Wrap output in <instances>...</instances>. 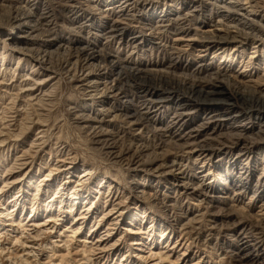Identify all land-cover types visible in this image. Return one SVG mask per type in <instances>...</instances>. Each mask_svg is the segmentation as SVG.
<instances>
[{
	"label": "rangeland",
	"instance_id": "374dc122",
	"mask_svg": "<svg viewBox=\"0 0 264 264\" xmlns=\"http://www.w3.org/2000/svg\"><path fill=\"white\" fill-rule=\"evenodd\" d=\"M33 1L35 0H18L16 2L23 6V4L31 5ZM38 1L40 3L35 13L38 16L47 14L49 17L43 19L45 22L39 21L43 27L41 34L26 44L40 51L45 49L50 51L48 61L50 68L53 67L51 68L52 78L46 79L47 73L40 68L33 72L35 62L29 56L14 54L8 49L3 50L2 43H0V79H4V84L0 85V192H2L0 208L2 203L7 205L6 202H11L12 199L17 198L18 206L14 212L17 221L23 220L25 223L27 220L36 219L33 216L30 217L33 207H35L33 214H38L37 219L45 220L46 217L49 218V214L56 215L58 203L53 206L54 212L50 213L45 211L46 204L49 203L50 206L49 201L58 194L60 189L58 186L67 176V174L64 175L65 167L73 165L75 168L71 169L72 173L68 174L69 180H72L71 184L63 185L69 186V189L70 186H76L75 180L82 173V170L91 171L90 179L87 180L86 185L77 187L79 197L75 207L79 206V202L84 200L83 197L89 194L88 202L95 201L90 217L88 216L86 220L74 221L73 228L78 230L77 236L75 238L69 237V240H72L69 242V247L73 254L74 251L82 252L84 239H88L87 245L89 246L97 238L104 237L107 238L105 251L99 254L100 257L94 256L93 263L154 264L160 262L159 264H170L180 258L179 261L183 264H264V174H262L264 162H262L261 157L264 155V137H249L253 132H256L257 128L244 131V137H234L230 134L235 133L237 127H225L219 132L230 134H222L211 140L207 151L201 153L202 159L197 163H193L194 157L192 159L183 158V174L191 179L190 183L195 184L198 183L195 178L197 176L201 178L205 174L206 176L199 182H202L204 186L206 185L209 193L207 197H203L204 200L200 203L195 199H186V196L182 195L180 196L181 200H178V206L172 208L169 205L174 198L173 196L179 195V191H176L174 186L168 188L169 184L165 182L167 177L152 174L151 171H133L134 169L127 166V160H123L124 162L120 164L114 163L108 159L106 151L95 143L89 132L82 129L77 122L78 112L85 114L95 109L96 105H90L89 102H86L87 99L76 87L78 83L73 79V70H71L72 67L73 69L80 68L83 64V59L76 55V53L79 54L77 51L82 46L111 52L114 56L117 55L122 58L124 65L129 67L144 65L150 68L165 69L169 62V51L167 52L165 49L151 50L147 43L133 48L134 42L127 43L119 38L107 40L99 35V30L117 18L116 14H123L122 11L116 13L117 10L121 9L120 5H128L123 7L126 12L122 15L125 17L122 18L137 17L144 19L150 16L154 10L158 15L168 11L169 16L176 14L187 16L188 21L186 23L188 26L191 28L198 26L200 32L214 30V28L205 25V21L212 17L217 19L216 5H229V2L243 5L246 11L236 14V16L240 18L242 17L241 14H244V20L249 23L255 22L256 26L262 30H264V12L261 9L260 13L253 12L249 7L252 4L249 3L250 0H203L201 2L195 0H129L125 3L126 0H73L71 3L76 7L64 8L58 7L52 0ZM255 1L259 5H264V0ZM16 2L0 0V4H4L2 8L0 7V19L7 20L8 7L16 5ZM107 8H111L112 15L110 17L103 15V11ZM88 18H90L91 24H85ZM122 22L120 25L126 26ZM218 29L219 31L224 30L219 27ZM125 30L126 38L136 33H143L142 36L146 37L148 32L145 29L143 31L137 21L128 25ZM10 33L12 38L21 39L17 31L8 25L0 24V38L9 36ZM256 36L258 42L254 45L245 43L242 51L236 52L235 60L228 64L227 54L231 51L224 52L226 48L218 46L207 49L199 41H187V38L176 40L174 36L168 34L169 42L173 40L172 42L180 49L179 53L173 55V61H177L173 71L176 74L210 78L204 72L197 73L194 71L197 64H207L216 71L227 70L232 76L231 81L233 83L241 82L245 85L254 86L264 93V32ZM147 37L151 38V36ZM188 42L192 44L189 46ZM227 49L231 50V47ZM234 52L235 49H233ZM223 55L225 58L222 60L219 57ZM18 57L23 59L18 60ZM76 60L79 61L78 67ZM109 63L111 61H108L106 71L108 76H112L114 69ZM53 76L55 77L53 78ZM10 83L12 85H9ZM22 85H28L26 88H34L35 90L31 91L32 94L31 92H23L24 89L21 90L20 88V86L24 87ZM133 92V89L129 88L124 96L131 97ZM29 94L33 98L36 94L35 98L37 99H34L36 102L34 100L27 101ZM184 99H186L185 95L180 94L179 96L173 95L167 101L160 102L161 104L159 101L148 104L153 112L148 114L147 125L153 123L156 125L163 117L168 120V116L171 115L170 111L168 114L163 115V113L167 112L169 108H174ZM229 101H236V97L231 96ZM227 107L228 105H221V111L224 112L223 110ZM158 109L159 111L156 112ZM207 109L203 106L194 108L196 111L190 118L191 121L183 129L197 123L207 114ZM225 112L228 113V111ZM32 118L37 120L39 124H33L31 128L27 129L26 127L30 124L29 120ZM250 119L255 124L259 121L257 116ZM125 127L119 121L107 124V129L120 134L121 144L119 143L118 146L123 151L126 150L130 141L131 143L149 141L150 144L152 143L151 145L156 146H154L155 149H152L154 153L150 157H163L167 161L178 159V153L174 150H168L169 152L166 153V149L169 148L166 146L160 148L166 141L157 132L150 131L149 134H143L144 137L136 138ZM14 133L20 134V136L17 137ZM153 138L154 140H152ZM241 148L244 153L247 152L242 157V163L245 164L246 170H251L249 176H240V169L238 167L232 169L231 166V161H233L231 157L235 158L237 151L239 152ZM156 154L157 156H155ZM137 156L139 157L138 154H135L136 158H138ZM47 174L51 175L47 176ZM219 176L223 180L222 184L216 183V177ZM45 177L46 180H43L42 186H38L39 180ZM102 179L109 183L107 182L104 187L98 188L102 192L98 195L94 188ZM64 192L62 204L64 208L60 213L63 216H60L62 217L61 220H57V225L54 218H52L53 222L51 223V226H56V233H46L42 236V244H47L50 247H53L51 245L53 240L66 239L64 236L57 237V232L63 231L64 225L71 223L80 211L76 209L74 213L70 214V207L68 206L75 202L70 203V194H66L67 191ZM167 194L169 195L168 198L163 199ZM221 195H227L228 198L223 199L220 197ZM15 202L13 201L8 205V210L12 209L10 206ZM118 203L119 205H117ZM23 206H25L24 210ZM112 206H116L115 211L106 215L105 212ZM117 210H120L119 212L122 214L119 218H115L118 214L116 213ZM191 219H196V222L194 223ZM80 223H82L81 228H79ZM232 223L234 224L232 225ZM92 225L96 229L90 232ZM17 226L19 224L15 222L10 227L2 225V228L11 229L12 233H15L13 231L19 230ZM182 226L185 227L183 231ZM128 227L132 229V232L125 231V228ZM242 228L244 230L249 229L244 241L249 242L250 248L239 250L240 245L245 244L244 242L240 243L238 236ZM109 230L111 234L107 235ZM140 230L143 233H136ZM162 230L165 233L164 236ZM7 232L8 236H11V231ZM141 238L144 239V245H133L134 241ZM178 238L180 241L177 247L171 249ZM186 238L187 240H185ZM182 240H185V244ZM6 243L7 240L1 245L7 246ZM44 246L39 254L40 260L42 258L45 260L47 254L50 253L49 249ZM137 247L141 249H136ZM150 250L155 252L165 250L163 256L170 253L171 255L160 261L158 256L149 258L148 252ZM248 250H256V256L240 259L243 253ZM80 257L82 256H78V259ZM0 264L8 263L4 259L3 262L0 261Z\"/></svg>",
	"mask_w": 264,
	"mask_h": 264
},
{
	"label": "bare ground",
	"instance_id": "6f19581e",
	"mask_svg": "<svg viewBox=\"0 0 264 264\" xmlns=\"http://www.w3.org/2000/svg\"><path fill=\"white\" fill-rule=\"evenodd\" d=\"M13 1L16 2L18 0H12V2ZM72 1L73 0H52V2L57 4V6L60 8L76 7L73 3H71ZM127 1L129 0L124 1V3ZM195 1L201 2L203 0ZM39 3L40 1L35 0L31 3V5L23 4V6H21L18 2H16V5L13 6L8 5V18L7 20L0 19V24L8 25L14 31H17L21 39H18L17 37L12 38V34L10 33L9 36H6L4 38L1 37L0 43H2L3 50L8 49L14 54L17 53L19 55L29 56L35 62V64L33 65V72L36 69L40 68L43 72L47 73L46 75L48 77L46 79H50V77L53 75L51 73V68L53 67L50 68V62L48 61V53L50 51H47V49L40 51L39 49H34L33 47H29L26 44L30 43L33 39L37 38L41 34V28L43 27H41L42 24L39 23V21L47 19L49 17L47 14L38 16V14L35 13V10L38 8ZM229 3V5H216L218 10L216 12L217 19L215 17H212L205 21V25L214 28V30L206 32H200V28L198 26H195L194 28L188 26V24L186 23L188 21L187 16H184L182 14L169 16L168 11L158 15L154 10L150 14V16L144 19H140L137 17L122 18L125 17L122 15H124V13L126 12V9H124L123 7H126L128 5H120L119 7H121V9L117 10L116 13L122 11L123 14H116L113 11L117 15V18L111 20L112 22H108L105 28L99 30V35L107 40L119 38L120 40H124L127 43L134 42L132 44L133 48L147 43L150 46L148 48H150L151 50L153 49L160 51L161 49H165L167 50V52L169 51V62L166 64L165 69H157L156 67L150 68L144 65L129 67L127 65H124L123 59L119 56H114L111 52H103V49L98 50L89 48L86 45V47L82 46V48L78 49L79 51L77 52H79V54L76 53L78 58L81 57L83 59V64L81 65V67L74 69L73 67L72 69L69 67L71 70H73V79L78 83L76 87L85 96V98L87 99L86 102H89L90 105H96L95 109H92L85 114H79L81 112H78L77 122H79L82 129L89 132L95 143L106 151V154L109 157L108 159H111L114 163L120 164L124 162L123 160H127V166L134 169L133 171H151L152 174H157L160 176L164 175L165 177H167L165 178V182L169 184L168 188L174 186L177 189L176 191H179V195L173 196L174 198L169 205L172 208L178 206V200H181L180 196L182 195H185L186 199H195L199 201V203L200 201L204 200L203 197L208 196L209 191L207 187H205L206 185L204 186L202 182H199V180L203 179L206 175L203 174L201 178H199L200 176H197L195 178L198 180L197 184L190 183L191 179H189L182 172V165L184 162L183 158L187 157L192 159V157H194L193 163H197L200 159H202L201 153H203V151H207L208 145L210 144L211 140L222 134H230L222 131L219 132V130L224 129L225 127L227 128L235 126L237 127L236 132L230 135L234 137H244V131L250 130L252 128H257L256 132H253L249 137H264V119H260L262 117L264 118V93L261 90L257 89L254 86L245 85L241 82L233 83L231 81L232 76L228 73L227 70L216 71L214 70V68H210L207 64H197L194 67V71L197 73L204 72L208 74L210 78L191 76L190 74H176L175 71H173V67H175V65L177 64L176 60L173 61V55L179 53L180 49L175 45L174 42H172L173 40L169 42L170 39L168 40L167 38L168 34L174 36L176 40L187 38V41H199L203 44L204 47L206 46L207 49L218 46H220V48H226L224 52L231 51L227 54V59L229 60H227L228 64L235 60L234 56L236 52H241L245 47V43L254 45L258 42V38L256 35L260 33L262 34L264 30L258 28L255 22L249 23L244 20V14H241L242 17L240 18L236 16V14L244 12V10L246 11L243 5L238 3L234 4L232 2ZM249 3H252L249 7L253 12L260 13V9L262 12H264V5H259V3L255 0H250ZM3 5L4 4H0V7L2 8ZM89 7L91 8V6ZM110 9L111 8H107L103 11V15L105 17H110V15H112ZM52 14L54 15V13ZM194 17H196V15ZM121 21H123L122 23L126 24V26H121ZM136 21L139 23V26L143 29V31L144 29L148 31L146 37L142 36L143 33H136L134 35H129L126 38V27ZM85 24H91L90 18L85 21ZM218 27L224 30L219 31ZM147 36H151V38H148ZM191 44V42H188L189 46ZM228 47H231V50H229L230 48L227 49ZM89 49H91V51H88ZM233 49H235L234 53ZM112 57L113 59L110 60V58ZM219 58L223 60L225 58V55ZM21 59L23 58L18 57V60ZM108 61H111V63L109 64L114 69V76L107 75L108 72L106 71V66H108ZM78 63L79 61H77V67L79 66ZM54 77L55 76H53V78ZM3 80L4 79H0V85L4 84ZM9 85H12V83H10ZM26 86H20L21 90L24 89L23 92L29 93L35 90L34 88H26ZM129 88L133 89V96L125 97L124 95L127 93ZM31 94H29L28 99L26 98L27 101H33L34 99H37L35 98L36 94L34 98L33 96H31ZM180 94L185 95L186 99L179 102L174 108H169L167 109V112L163 113V115L165 113L168 114V111H170L171 115L168 116V120L163 117L161 120H159L158 124L155 125V123H153L147 125L146 122L148 121V114L153 112L150 109V105L148 104L153 103L154 101H159V103H162L163 101H167V99H169L173 95L179 96ZM231 96H235L236 101L230 102L229 98ZM34 101L36 102V100ZM141 104H143L144 106H139ZM221 105H228L227 109L223 110L224 112L221 111ZM202 106L208 108V111L206 112L207 114L199 121H197V123L191 125L190 127H187L186 129H183L184 126H187L186 124H189V122L191 121L190 118L194 115L195 111L198 110H194V108ZM157 111H159V109L156 110V112ZM225 111H228V113H226ZM256 116L259 118V121H257V123L255 124V122H252L250 118ZM29 121L30 124L26 127L27 129L31 128L33 124H39V122L37 120H33V118ZM115 121H119L122 125H125V128H127V130H129L131 134L136 138L144 137L143 134H149L150 131L157 132L166 141H164V145L160 144V148L165 146L166 148H169L166 149V153L169 152L168 150H174V152L178 153V159H173L174 161H167L163 157H150L152 153H154L152 149L155 145H151L152 143L150 144L149 141H137L136 143H131L130 141V144L128 143V147L125 145L126 150L123 151L118 146L119 143L121 144L120 134H118V132L116 133L110 129H107V124ZM15 135L17 137L20 136V134ZM152 140H154V138ZM135 154H138L139 157L137 156L138 158H136ZM246 154L247 152L244 153L243 149L241 148L239 149V152L237 151L235 158L231 157V159L233 158V161H231L232 169L238 167L240 169V176H249L251 174V170H246L247 168L245 167V164L242 163V157H244L243 155ZM155 156H157V154ZM261 157L262 162H264V155ZM256 158H259V156H256ZM60 161H62L63 163L65 162L63 160ZM74 168L75 166L73 165L65 167L64 175L67 174V176H65L63 182L59 184L58 188L60 189L57 192L58 194L51 198V200L49 201L51 203L50 206L49 203L46 204L45 211L50 213L54 212L53 206L58 203V213L56 215L49 214V218L46 217L45 220L37 219L38 214H33L35 211V207H33L30 217L33 216V218L35 217L36 219L33 220L30 218L31 220H27L24 223L23 220L17 221V218L15 217L16 214L14 212L18 206L17 198L12 199L11 202H6L7 205H3L4 203H2V207L0 208V261L3 262V260L5 259L8 264H97L95 262L93 263V257H100L99 254L105 251V241L107 238H97V240L93 241V243H90L89 246L87 245V243H89L88 239H84L82 241L84 242V247L81 249V253H78V251L76 250L77 252L74 251L73 254L69 247V242L72 241L69 240V237L75 238L78 232V230H74L73 228L74 221H81L84 219L86 220V218H88V216L93 212V204H95L94 200L88 202V198L90 197L89 194L83 197V202H79L80 207H75V205L78 204L77 199L79 197L77 187H79L80 185H86L87 180L90 179L89 175L91 174V171L87 169L82 170V173H80L77 177V180H75L76 183L74 182L76 186H70L69 189V186H65L68 183L69 185L71 184L72 180H69L68 174L72 173L71 169ZM262 174H264V171H262ZM50 175L51 174H47V176ZM43 180H46V177L39 180L38 186H42ZM216 180V183L222 184L223 180L220 176L216 177ZM107 182L108 181H105L103 179L98 182L97 186L94 188L95 192H97L98 195L102 194V192L100 191L101 189L98 188L104 187ZM64 191H67L66 194H70L71 196L69 198V202H75L68 206L70 207V214L74 213L76 209H79L80 211L78 215L72 219L71 223L64 225L63 231L57 230L58 232L56 236H64L66 239L62 238L53 240V244L51 243L53 247H50L49 245H45L43 243L45 245L44 246L42 244V236H44V234L46 233H56V226H51V223L53 222L52 218H54V222L57 225V220H61L62 217L60 216H63L60 213L64 208V206L62 205L64 202ZM1 193L2 192H0V195ZM168 196L169 195L167 194L163 199L168 198ZM220 197L223 199L228 198L227 195H221ZM13 201L16 202L10 206L12 209L8 210V205ZM117 205H119V203ZM24 209L25 206H23V210ZM115 209L116 206H112L107 210V212H105V214L110 215L113 211H115ZM119 211L120 210L116 211V213L118 214L115 216V218H119L122 215ZM191 220L194 223L196 222V219ZM15 222L19 224V226L17 227H19V230L21 229V231H13L15 233H12L11 229H5V227L2 228V225L10 227L14 225ZM234 223H232V225ZM81 227L82 223H80L79 228ZM92 227L94 226L92 225L90 227V232L96 229L95 227L92 229ZM184 229L185 227L182 226V231ZM247 230L249 229L244 230L242 228L239 231L238 236L240 238V243H245L242 244V246L240 245L239 250L250 248V244H248L249 242L247 240L244 241ZM7 231H11V236H8L9 234H7ZM125 231L132 232V229L128 227L125 228ZM161 232L164 236V231L162 230ZM136 233H143V231L140 230ZM110 234L111 233L109 230V232H107V235ZM143 238L134 241L133 245H144L145 242ZM5 240H7V246L3 245L4 243L1 245V243L5 242ZM185 240H187V238ZM185 240H182L184 244ZM179 241L180 239L178 238L176 240V243L171 246V249L177 247ZM43 246L46 249H49L50 253L47 254L45 260H42L44 258L40 260L39 254L42 251ZM136 249L141 248L137 247ZM165 252V250L161 252L150 250L148 254L149 258L158 256L159 260L162 261L163 259L168 258L171 255L170 253L169 255L163 256V253ZM256 254V250H248L243 253L240 259L248 258L249 256H256ZM80 255L82 257L78 259V256ZM179 260L180 258L172 261L170 264H183ZM159 263L160 262H156L154 264Z\"/></svg>",
	"mask_w": 264,
	"mask_h": 264
}]
</instances>
